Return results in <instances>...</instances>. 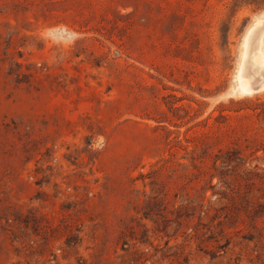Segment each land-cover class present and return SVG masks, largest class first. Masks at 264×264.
Returning <instances> with one entry per match:
<instances>
[{
	"label": "rangeland",
	"instance_id": "374dc122",
	"mask_svg": "<svg viewBox=\"0 0 264 264\" xmlns=\"http://www.w3.org/2000/svg\"><path fill=\"white\" fill-rule=\"evenodd\" d=\"M259 33L264 0H0V264H264Z\"/></svg>",
	"mask_w": 264,
	"mask_h": 264
},
{
	"label": "bare ground",
	"instance_id": "6f19581e",
	"mask_svg": "<svg viewBox=\"0 0 264 264\" xmlns=\"http://www.w3.org/2000/svg\"><path fill=\"white\" fill-rule=\"evenodd\" d=\"M257 26V25H256ZM255 28V27H254ZM253 28V29H254ZM252 29V30H253ZM252 32H255V31H251V33ZM260 32V31H259ZM257 35V34H256ZM260 35H261V33H259L258 34V36H257V44H256V46H257V48H254L255 49V51L253 50H251V51H244L243 53H242V60H243V62L245 61V62H247L248 64H249V67H251V69L254 71V73L255 74H258L257 76H258V78H259V75L262 77H264V54L263 53H261L260 51H258V47H259V44H260ZM248 37H250V36H248ZM248 37H247V39H248ZM255 40V39H254ZM250 43V40L248 41V40H246V41H244V44L246 45L247 43ZM247 46V45H246ZM244 50V49H243ZM245 62H244V64H245ZM245 66H246V64H245ZM248 69V68H247ZM242 71V70H241ZM244 71V70H243ZM248 72H250L249 70H247ZM252 73V72H251ZM242 74H244L243 72L242 73H239L238 75H237V79H238V82L241 84V86H242V90L243 91H245V92H247V93H249L252 89L251 88H249V87H247L249 84H251L250 83V81L251 82H253L252 80L253 79H251L250 81H249V83H247V85L245 86L244 85V83H245V77L242 75ZM245 74H246V72H245ZM244 74V75H245ZM249 76H250V74H249ZM248 76V77H249ZM255 78V77H254ZM260 79V78H259ZM246 80H247V77H246ZM257 80V79H256ZM262 80H263V78H262ZM262 82V84H263V81H261ZM256 83V82H255ZM257 84H259L258 82H257ZM256 84V85H257ZM261 84V83H260ZM253 85V84H252ZM254 86V85H253ZM263 85H259V87H262ZM257 87H258V85H257ZM259 87H258V89H259ZM254 89H255V87H253Z\"/></svg>",
	"mask_w": 264,
	"mask_h": 264
}]
</instances>
